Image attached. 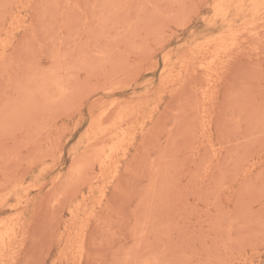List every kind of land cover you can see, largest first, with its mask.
Wrapping results in <instances>:
<instances>
[{
    "label": "rangeland",
    "instance_id": "374dc122",
    "mask_svg": "<svg viewBox=\"0 0 264 264\" xmlns=\"http://www.w3.org/2000/svg\"><path fill=\"white\" fill-rule=\"evenodd\" d=\"M241 1L0 0V264H264Z\"/></svg>",
    "mask_w": 264,
    "mask_h": 264
},
{
    "label": "bare ground",
    "instance_id": "6f19581e",
    "mask_svg": "<svg viewBox=\"0 0 264 264\" xmlns=\"http://www.w3.org/2000/svg\"><path fill=\"white\" fill-rule=\"evenodd\" d=\"M240 1H241V0H240ZM249 1H251V0H249ZM256 1H258V0H252V4H254V2H256ZM218 2H219V1H218ZM241 2H242V1H241ZM220 3H221V1H220ZM248 3H249V2H248ZM223 4H224V3H223ZM215 6H216V5H215ZM218 6H219V5H218ZM220 7H221V6H219V8H220ZM216 8H217V7H216ZM219 8H218V10H219ZM224 8H225V7H224ZM224 8H223V9H224ZM252 9L254 10L255 8H252ZM216 10H217V9H216ZM220 10H221V8H220ZM219 12H220V11H219ZM253 12H254V11H253ZM253 12H252V13H253ZM254 13H256V10H255ZM224 16H225V15H224ZM215 37H217V36H215ZM218 38H219V37H218ZM220 38H221V37H220ZM104 130H105V129H104ZM105 132H106V131H105ZM101 134H102V133H101ZM104 135H105V134H104ZM94 137H95V136H94ZM121 137H122V136H121ZM113 148H114V147H112V149H113ZM109 150H110V149H109ZM115 150H116V148H115ZM111 152H112V151H111ZM98 162H99V161H98ZM99 164H100V163H99ZM80 197H82V196H80ZM1 204H3V203L1 202ZM1 204H0V205H1ZM16 212H17V211H16ZM71 212H72V211H71ZM20 214H21V213H20ZM77 214H78V213H77ZM21 215H22V214H21ZM9 218H10V217H9ZM11 218H12V217H11ZM11 218H10V219H11ZM11 220H12V219H11ZM4 223H5V222H4ZM12 224H13V223H12ZM12 224H11V227H12ZM0 225H1V224H0ZM4 225H5V224H4ZM1 226H2V225H1ZM1 226H0V247L3 246L4 238L7 236V234H8V235H9V233L11 234V232L8 233V231H9L10 229H12V228H8V229H9V230H8L7 227H5V226H2V227H1ZM13 226H14V225H13ZM11 231H12V230H11ZM16 232H17V231H16ZM13 233H14V232L12 231V236H13ZM13 237H14V236H13ZM80 237H81V236H80ZM5 239H7V238H5ZM11 239H12V238H11ZM7 240L10 241V239H7ZM9 241H8V242H9ZM8 242H7V243H8ZM8 244H9V243H8ZM81 244H82V243H81ZM6 247H7V246H6ZM79 248H80V247H79ZM3 249H4V248H3ZM82 249H83V248H82ZM82 249H80V252H82V251H81ZM1 255H2V254H1ZM81 258H82V257H81Z\"/></svg>",
    "mask_w": 264,
    "mask_h": 264
}]
</instances>
